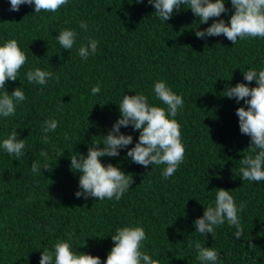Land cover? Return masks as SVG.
Returning a JSON list of instances; mask_svg holds the SVG:
<instances>
[{
	"label": "trees",
	"instance_id": "obj_1",
	"mask_svg": "<svg viewBox=\"0 0 264 264\" xmlns=\"http://www.w3.org/2000/svg\"><path fill=\"white\" fill-rule=\"evenodd\" d=\"M225 5L229 11L221 18L229 22L231 0ZM9 9L10 0H0V46L16 39L27 60L6 88L10 93L21 87L27 99L15 116L0 117V264H40L41 251H54L69 233L74 252L99 256L104 264L111 235L126 226L144 228L141 251L159 264H201L189 247L195 241L217 250L216 264H264V181H242L239 173L250 137L241 134L236 109L247 105L224 96L226 86L248 83L243 71L264 70V38H238L234 45L223 35L200 39L191 9L181 8L163 23L148 0H68L55 13H34V5ZM65 28L78 33L70 51L57 40ZM88 38L99 43L84 60L78 50ZM36 68L54 73L47 86L27 81L26 73ZM160 80L184 99L175 117L185 147L177 171L165 179L166 165L145 168L121 149L117 157L101 158L133 176L121 199L77 198L80 173L70 169L71 156L87 155L91 143H102L125 94L143 93L151 105L166 108L154 92ZM97 84L101 91L93 95ZM48 119L58 127L45 134ZM13 129L26 145L19 159L2 147ZM121 132L132 135L128 147H134L139 130L122 126ZM42 151L53 170L33 173V162H45ZM217 188L228 190L237 205L246 202L240 239L227 221L215 228L214 238L195 231L196 218L215 206ZM250 240L255 247H248Z\"/></svg>",
	"mask_w": 264,
	"mask_h": 264
},
{
	"label": "clouds",
	"instance_id": "obj_2",
	"mask_svg": "<svg viewBox=\"0 0 264 264\" xmlns=\"http://www.w3.org/2000/svg\"><path fill=\"white\" fill-rule=\"evenodd\" d=\"M148 3L154 7V13L163 23H167L181 8L191 9L198 18L199 25L207 24L211 19L212 22L208 27L200 29L198 25L194 28L195 36L200 39L223 35L234 45L238 38H264V0H231L234 11L229 22L221 18L222 14L229 11L225 0H148ZM67 4L68 0H10L9 10L18 12L22 5H34V13L42 11L55 13ZM183 5L187 7H182ZM80 28L86 32L87 23L81 21ZM77 36L75 30L65 28L58 32L57 40L62 49L70 51L76 43ZM98 43L97 40L88 38L87 45L79 48V56L87 60L90 55H95ZM26 60L27 56L16 39L8 40L0 46V117L15 116L17 105L27 99L21 87H16L10 93L6 88V82H15L18 79V73ZM53 76V72L40 68L26 73L30 84L44 86H47ZM243 76L248 83L238 82L234 86H226L224 96L235 98L237 103L243 101L244 105H247L236 109L240 132L250 137L248 154L240 160L239 173L242 181L260 182L264 181V70L249 69L243 71ZM253 80L256 84L250 86ZM100 91L99 84L91 89L93 95ZM154 92L156 98L166 108L151 105L148 97L143 93L125 94L118 104L120 116L107 135L103 136L102 143H91L87 155L78 152V155L71 156L70 169L80 173L79 190L75 192L77 198L121 199L131 187L133 176L126 174L112 163L105 165L101 161L102 157L119 156L121 149H127V157L145 168L149 165H166L162 172L165 179L177 171L184 160L185 147L181 142V125L175 117L178 115V110L183 109L184 99L162 80L154 84ZM122 126L125 128L132 126L134 130H139V138L134 147H128L133 143V137L121 132ZM57 127V120L48 119L45 120L42 131L47 134L54 132ZM18 137L17 129H13L2 143L6 153L14 155L17 159L24 155L23 150L26 147L24 139ZM68 138L65 135V139ZM44 142H48L47 138ZM63 153L59 154V157ZM40 155L45 158V162L42 166L38 162H33L31 171L33 173H41V169L52 171L54 164L47 162V151H42ZM217 189L215 206L204 208L203 215L194 221L195 231L205 236L211 234L214 238L215 228L227 221L230 227L234 226L236 229L235 238L240 239L244 228L239 213L246 208V202L237 205L228 190ZM111 238L114 242L113 247L104 264H159L158 260L141 251L142 241L146 239L142 226L119 228ZM71 239L72 234L69 233L68 240L58 241L54 245V251H41L40 264H101L99 256L78 250L74 252ZM85 245L86 240L80 246ZM255 246L251 240L248 241V247ZM189 247L197 250V259L201 264H216L219 259L216 249L203 246L200 241L190 242Z\"/></svg>",
	"mask_w": 264,
	"mask_h": 264
}]
</instances>
